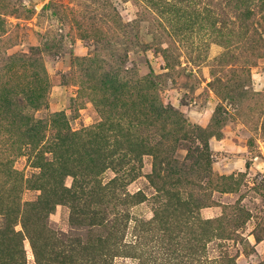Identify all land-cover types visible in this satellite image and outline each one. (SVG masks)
Segmentation results:
<instances>
[{
    "label": "rangeland",
    "instance_id": "obj_1",
    "mask_svg": "<svg viewBox=\"0 0 264 264\" xmlns=\"http://www.w3.org/2000/svg\"><path fill=\"white\" fill-rule=\"evenodd\" d=\"M20 261L264 264V0H0Z\"/></svg>",
    "mask_w": 264,
    "mask_h": 264
},
{
    "label": "trees",
    "instance_id": "obj_2",
    "mask_svg": "<svg viewBox=\"0 0 264 264\" xmlns=\"http://www.w3.org/2000/svg\"><path fill=\"white\" fill-rule=\"evenodd\" d=\"M82 196H84V195H82ZM82 196L79 199L80 201H82ZM31 245H32L33 253H34L35 257L38 259V251L36 249V246L34 244H32V243H31ZM13 256H14V258H17V257L20 258V255L18 253H13ZM10 264H12V262H10ZM14 264H22V262L21 261L18 262V263L14 262Z\"/></svg>",
    "mask_w": 264,
    "mask_h": 264
}]
</instances>
